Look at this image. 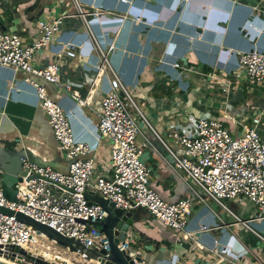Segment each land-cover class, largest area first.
<instances>
[{"label":"crops","instance_id":"crops-1","mask_svg":"<svg viewBox=\"0 0 264 264\" xmlns=\"http://www.w3.org/2000/svg\"><path fill=\"white\" fill-rule=\"evenodd\" d=\"M257 2L0 0L1 27L19 34L25 43L37 39L38 21L63 18L60 31L39 53V65L60 64V84L39 82L66 111L75 140L93 149L85 157L92 159L95 167L87 189L92 202L97 195L96 180L112 176L111 143L100 139L98 128L112 75L108 70L100 76L98 68L100 51L107 53L110 45L116 44L108 54L109 64L138 98L137 106L153 128L137 116L142 131L138 143L145 152L151 186L169 203L193 200L186 232L195 233L194 240L186 239L183 232L164 225L146 210L139 212L137 227L128 240L131 247L137 243L149 250L141 253L151 264H174L172 259H178L176 264H264V242L257 236L258 226H253L263 221H252L258 216L256 208L246 201H227L228 210L206 197L202 202L201 189L173 170V158L157 138L167 137L175 129L192 132L200 117L219 119L238 135L264 110L263 89L248 84L238 59L239 53L264 52V7L256 8ZM79 9L84 16H79ZM71 47L74 58L66 54ZM175 63L183 68H175ZM183 74L189 75V80ZM25 78L21 71L0 66L2 189L16 182L11 171L22 168L23 158L69 172L70 161L54 137L35 88ZM67 85L88 104L80 105ZM225 86L229 91H224ZM261 130L264 141V118ZM203 226L209 231H202ZM216 240L224 261L208 249ZM196 242L206 250L199 249Z\"/></svg>","mask_w":264,"mask_h":264},{"label":"built area","instance_id":"built-area-1","mask_svg":"<svg viewBox=\"0 0 264 264\" xmlns=\"http://www.w3.org/2000/svg\"><path fill=\"white\" fill-rule=\"evenodd\" d=\"M121 1L128 3V0ZM262 6L264 0H258L256 8ZM78 13L84 16L81 9ZM62 24L63 18L38 21L39 35L31 43H25L19 34L8 32L0 25V66L26 75L25 81L35 88L36 97L48 117L54 137L70 161L69 172L61 173L23 158V175L15 187V200H9L0 188V207L14 212L13 215L0 212V258L10 264H36L27 256L10 251V246H18L52 264H63L62 261H55L61 257L73 264H99L90 258L87 249L110 250L107 237L94 227V224L106 217V211L87 197L95 167L94 161L85 157L93 149L75 140L66 111L52 99L46 89L45 84H60V64L39 65V53L52 42ZM71 49L66 54L74 58L76 53ZM115 49L116 44L113 42L107 53L100 51L98 68V75L106 74L108 70L112 75L110 89L102 100L98 126L100 139H108L111 143L112 176L99 177L94 183L95 192L115 203L119 209H144L164 225L183 232L186 239L194 240L195 233L186 232L193 200L186 198L169 203L151 186V173L144 159L145 152L138 143V137L142 134L141 126L133 109L153 128L137 106L131 91L123 85L109 64L108 54ZM238 59L248 84L261 87L264 91V52L239 53ZM174 67L183 68L180 63H175ZM183 77L189 80V75L183 74ZM229 88L225 86L224 91H229ZM66 89L71 91V85H67ZM71 92L80 105L88 104L78 92ZM263 118L264 110H261L252 117L251 124L241 134L234 135L219 119L200 117L195 120L192 132L175 129L167 137L157 135V138L173 158V170L201 189L202 202L206 201V197L227 210V201L249 202L258 212L252 221L261 222L264 221ZM167 139L175 147L170 146ZM17 213L31 217L66 238L78 241L80 247L72 251L60 245L46 234L19 221ZM238 220L250 227L248 222ZM202 231L209 229L203 226ZM257 236L264 242V236ZM196 245L201 250L207 248L199 242ZM130 247L128 238L118 244L121 252H126ZM208 249L220 257L221 261L225 260L217 240L214 247ZM45 255L55 260L43 257ZM170 263H174V260ZM230 263L240 264L237 261ZM135 264L151 263L143 258Z\"/></svg>","mask_w":264,"mask_h":264},{"label":"water","instance_id":"water-1","mask_svg":"<svg viewBox=\"0 0 264 264\" xmlns=\"http://www.w3.org/2000/svg\"><path fill=\"white\" fill-rule=\"evenodd\" d=\"M15 176L16 182L14 184H6L4 190L5 196L9 200H15L16 191L12 190L13 187L18 183V181L22 180V168L18 171H11ZM10 192H13L12 195H9ZM87 197L89 195L87 193ZM94 202V201H93ZM100 204L106 211V217L102 220L94 224V227L99 229L101 233H103L110 244V250L105 251H97L94 249H87L90 258L94 261L98 262L99 264H135L137 262H141L144 258V255L134 248L130 247L126 252H121L118 249V244L120 242H125L128 238V234L133 232L138 223V215L141 211L140 208L138 209H119L116 207L115 203L107 200L99 195H96L95 202ZM0 212L13 215L14 212L7 210L5 208L0 207ZM16 217L19 221L24 222L25 224L32 226L39 233H44L51 239L57 241L62 246L69 247L72 251H76L80 247V243L72 238H66L53 229L37 222L36 220L32 219L29 216H26L21 213H17ZM8 249L12 252L20 253L22 255L27 256L31 261L35 262L36 264H52L49 261H46L40 257H37L33 254H30L18 246H10ZM2 252L0 251V255ZM0 264H10L0 260Z\"/></svg>","mask_w":264,"mask_h":264},{"label":"rangeland","instance_id":"rangeland-1","mask_svg":"<svg viewBox=\"0 0 264 264\" xmlns=\"http://www.w3.org/2000/svg\"><path fill=\"white\" fill-rule=\"evenodd\" d=\"M133 99L135 100V102L137 103V105H139L140 106V101L138 100V98L135 96V95H133ZM133 113L134 114H136V116H138V113H137V111L135 110V109H133ZM146 113V112H145ZM146 115H147V113H146ZM152 138L154 139V138H156L154 135H152ZM168 140V143H169V145L170 146H173V142L172 141H170L169 139H167ZM246 203H249V202H246ZM253 226L254 227H256V226H258V228H256L257 229V231L262 235V236H264V221L263 222H261L260 224H258V223H256V224H253ZM136 245H137V243H135ZM135 245V247H133L132 246V248H134L135 250H140V251H138V252H142V253H144L145 251H149L148 249H144V248H141L140 247V245H137L136 246ZM141 248V249H140ZM36 251V253L37 254H39V252L37 251V250H35ZM178 260V259H177ZM177 260H176V262H177ZM262 260L264 261V258H262ZM75 264V263H74ZM174 264H176L175 263V261H174Z\"/></svg>","mask_w":264,"mask_h":264},{"label":"bare ground","instance_id":"bare-ground-1","mask_svg":"<svg viewBox=\"0 0 264 264\" xmlns=\"http://www.w3.org/2000/svg\"><path fill=\"white\" fill-rule=\"evenodd\" d=\"M31 251H33L34 252V250H31ZM35 253H36V251H35ZM38 255H40L41 256V254H38ZM43 257H48L49 259H52V260H55V258H53V257H49V256H47V255H45V256H43ZM0 260L1 261H4L2 258H0ZM55 261H62L61 263H63V264H73V263H71L69 260H67V259H65V258H60V260L59 259H56Z\"/></svg>","mask_w":264,"mask_h":264}]
</instances>
